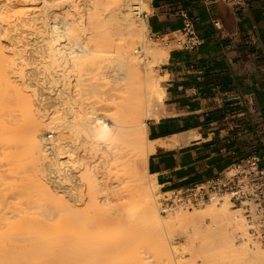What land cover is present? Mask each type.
<instances>
[{
	"label": "bare ground",
	"instance_id": "bare-ground-1",
	"mask_svg": "<svg viewBox=\"0 0 264 264\" xmlns=\"http://www.w3.org/2000/svg\"><path fill=\"white\" fill-rule=\"evenodd\" d=\"M146 8V2L130 0H0V142L14 133L20 140L13 152L24 149L33 160L47 152L52 160L47 165L49 185L40 181L36 185L50 193L47 201L52 192L68 196L53 198L54 207L43 195L36 196L40 200L26 197L37 203H30L38 208L31 209L36 216L23 212L30 210L25 199L27 208L13 205L22 211H3L10 216L1 211L0 264H69L76 255L82 260L87 256L82 264H109L115 255L131 253V240L106 236L110 227L123 222L119 207L105 211L120 190L128 206L139 207L146 225L159 233L163 228L176 230L187 243H198L215 228L228 249L220 250L228 251V257L238 256V261L221 264H264V247L247 237L241 211L230 210L226 198L219 206L211 203L190 212L178 208L162 217L154 201L155 180L149 176L148 183L139 176L138 163L147 173L149 154L157 146H168L151 142L146 135L145 120L156 118L155 108L164 96V77L154 76L151 65L168 56L164 50L151 52L145 43L148 27L139 14ZM2 37L9 41L2 45ZM20 42L30 49L17 52L18 58L9 57L7 50ZM49 130L57 135L54 141L44 138ZM83 182L89 189L87 207L74 209L80 200L70 186ZM90 189L104 193L103 201H96ZM11 230L21 237L11 239L7 236ZM1 231L10 239L5 241ZM159 236L162 255L169 260L176 251ZM213 245L207 246L214 249ZM98 257L102 260L97 262Z\"/></svg>",
	"mask_w": 264,
	"mask_h": 264
},
{
	"label": "crops",
	"instance_id": "crops-1",
	"mask_svg": "<svg viewBox=\"0 0 264 264\" xmlns=\"http://www.w3.org/2000/svg\"><path fill=\"white\" fill-rule=\"evenodd\" d=\"M145 2L149 11L142 16L152 36L171 37L186 14L201 40L193 50L171 48L159 67L164 96L146 135L168 146L149 154L146 169L160 193L208 179L248 156L264 168V0L239 7Z\"/></svg>",
	"mask_w": 264,
	"mask_h": 264
},
{
	"label": "rangeland",
	"instance_id": "rangeland-1",
	"mask_svg": "<svg viewBox=\"0 0 264 264\" xmlns=\"http://www.w3.org/2000/svg\"><path fill=\"white\" fill-rule=\"evenodd\" d=\"M123 1L127 2L129 0H127V1L123 0ZM139 1L145 2V0H139ZM130 2H131V0H130ZM147 10H148V8H146L145 10L143 9L140 12L143 13L144 11H147ZM124 11H125V8H124ZM140 18L143 19L142 14H140ZM8 41H9V39L7 37L1 38L2 45ZM145 43H146V45H149L150 47H152V48H150L151 52L152 51L155 52L157 50H164L166 52H169V50L171 49V47L164 46V44L159 39H157L156 36H152L150 34L149 30L147 31L146 36H145ZM21 44H22L21 42L17 43L16 46H18V47H16V46L12 47L11 46L10 48H12V49L7 50L8 51L7 54L9 55V57H11L13 59L18 58L19 56H18L17 52H21L25 49H30L27 46L22 47ZM13 59H10V60H13ZM163 62L164 61L152 63V65H151L152 66V73L154 76L155 75H156V77L161 76V74L159 72V67L161 66V64ZM22 88L25 89L26 87L22 86ZM159 104H158V106H159ZM158 106L155 108V113L157 112ZM10 109H13L15 113H18L15 111V109L13 107ZM11 112L13 113L12 110H11ZM11 112H8V114ZM147 120H145V123L147 122ZM9 135L11 136V137H8L10 140H8V138H6L7 139V141H6V139L4 138L5 141L3 140L2 142H0V200L3 201V202L0 201V212L6 211L8 208H10L8 210H11L12 208H14L15 210H18V209L21 210L20 208L16 209L15 206H13V205H16V207H20V206L22 207V205H25L27 208L26 202H28V201H27L26 197H28V198L30 197L29 199H31V197L34 198L36 196L41 198V195H43L45 198L46 197L45 195L50 194V193L46 192L45 190L44 191L46 193H44L43 189L42 188L38 189L39 186L37 187L38 184L36 185V183H39V181L44 182L47 185H49L48 184L49 180H48L47 165L49 164V160H50V163L52 162V160L50 159V156L48 155V153L47 152H41V153H38L40 155L39 156L40 158H38L37 157L38 154H36V155H34V157L36 158L35 160L30 159V158L28 159L27 154H26V150H24V149L18 148L19 151L17 150L16 152H13L15 150L13 148L15 146L14 144H16V141L18 142L20 140V136L17 134L14 135V133L12 135L11 134H9ZM49 136H52V137L48 138ZM56 136H57L56 133H53L50 130L46 131L44 134V138L46 139V141H51V140L54 141V138L56 139ZM7 142L9 144H7ZM1 143L3 144L2 147L4 146V148L1 147ZM10 150H12L13 153H18V154H16V155L12 154L13 155V158H12L11 157L12 155L10 154L12 152ZM24 151H25V153H24ZM24 155H26V157H25L26 159L25 158L23 159ZM41 157H42V159H41ZM30 160L31 161L33 160V161L30 163ZM32 165H34L35 167ZM36 166H37V168H36ZM141 166H142L141 163H138V170L140 172L139 176L141 178H143V180H145L146 182L151 183L152 181L149 179V175H147V173L145 172V170ZM81 171L82 170H80V171L75 170V172L77 174L80 173ZM34 175L37 179L34 177ZM23 185H25L26 187H23ZM34 186H36V187H34ZM29 187H32V188H29ZM70 187L72 188V189L70 188L72 190V194H74V196H76V197L78 196L77 198L80 200L79 202H77L75 204L77 207L75 206L74 209H78V210L79 209L81 210L84 208L86 209L87 203H88L87 201L89 200V189L87 188L88 186H86V183L84 184V182H83L78 187H72V186H70ZM32 189H34L35 191ZM90 190H91L90 192H93V194L91 193L92 195L90 194L92 197L94 194L97 195L98 199L96 201H99L100 199L102 200L105 197L104 193L101 194V192L95 191L93 189H90ZM54 193L52 192V195H50L52 197H49L50 200H48L49 201L48 204H47L48 198L46 197V199H45V202L47 201L46 204L48 206L56 203V200H54L53 198L59 197V196L61 198V195L63 196L62 192H56L55 194ZM117 193H118V195L120 194L119 198L114 199V197H113L114 200H112V199H111L112 201L110 200V202L107 204L108 207L106 205H104V206H106V208L102 206V209L105 208V211L110 212L109 210H107L108 208H111L110 210L112 211V209H114L115 207L116 208L119 207V209L118 208L117 209H118L119 213L121 214V217L123 218V219L121 218V221H123V222H122V224H119V225L116 224V225H113L112 227H110L106 232V236L108 239H114L116 237L117 238L119 237V238H124L128 241L131 240V241H129V243H130L131 247L133 248V251L131 253H129L130 251L124 252L121 255L119 254V256L115 255V257L113 258L114 261L111 259L112 263L109 262V264L110 263L113 264L114 262H115V264H118V263H116L118 261H119V264H221L222 261L224 263V262H226L227 259H228L227 261H233V262H235L236 260L238 261V259H237L238 256L236 253H230L229 255L232 257H230V256L228 257L227 253H229V252L223 251L225 246H224L223 242H221L220 239H218L220 237V235L218 234V230L216 232L215 228L210 229V233H209L207 239L206 238H203V240L201 239L202 243H201V241H199L198 243H187L185 238L183 237V235H181L179 233V231L178 232L176 230L172 231L171 229L168 230V228H167V231H165L166 228L165 229L163 228L164 230L162 229L159 233V231L157 229H156L157 230L156 231L155 228L149 226L148 224L146 225V222L143 220V216H142L141 210H139V207L136 209V207L134 205H133V207L130 206L131 208L128 206L131 204H130V202L127 204V202L125 200L126 194L123 190H120V191L116 192L115 194H117ZM153 194H154V199H155L154 201H156V207H157L158 213L162 217H166V215H163L160 213V199L162 197V194L160 193L159 188L156 185L153 186ZM96 195H94L95 199H96ZM98 196H100V197H98ZM101 196H102V198H101ZM38 197H36L37 200H40ZM80 197H81V199H80ZM36 198H35V200H36ZM63 198L68 200V196H66V195H64L62 197V199ZM24 199L26 200V202ZM42 199H43V197H42ZM17 201L19 202L20 205L19 204L17 205ZM33 201H34V199H33ZM33 201H32V203L30 202V200L28 202V206L30 205L28 207V209H30V210L23 209V212L30 211V216H36V214L31 215V212H32V214L35 213V211L33 213V210L38 211V208L35 205L32 206L33 203H36L35 201L34 202ZM21 202H24L25 204L21 203ZM125 202H126V204H125ZM72 204H73V202H72ZM208 204H211V203H207V204H204L200 207L193 208L194 210L193 209H189V210L186 209L185 211L186 212H188V211L190 212L192 210L196 211L198 209L203 208V206L208 205ZM212 204H214V203H212ZM219 205H220L219 203H215L214 206H219ZM48 206H46V207H48ZM14 209H13V211L11 210L12 213L15 212ZM31 209H33V210L31 211ZM179 209L184 211V209H182V208H179ZM229 209L235 210L236 208L232 207L229 204ZM8 210L6 212H11ZM19 210L16 211L15 213L20 212ZM39 210H40V208H39ZM137 210H139V211H137ZM176 210H178V208ZM42 212L43 211H41V213ZM3 213H5V212H3ZM0 214H2V213H0ZM38 214L39 213H37V215ZM2 215H4V216L9 215L10 216L11 214L5 213ZM126 219H128V221ZM243 220H244V218H243ZM244 223H245V221H244ZM1 230H3V232L8 231L6 228H2ZM211 230H212V232H211ZM12 231L13 230H11L7 233H9V234L12 233L13 235H9V234L7 235V233H5V234L9 237L12 236V237H10L11 239H17L18 237H16V236L21 237L19 234L16 235L15 232L13 233ZM171 232H173V233H171ZM213 232L215 233V235ZM1 233H2V231H1ZM177 233H179V234H177ZM246 233H247V231H246ZM5 234L3 235V233H2L4 240L7 241L6 239L9 237L5 238V236H6ZM157 234L158 235L161 234V236H163V237L165 236L166 238L165 237L164 238L166 239V242H168L170 247L173 246L171 248H174V251H176L175 255H173V253H172V255L169 256V260L165 259V256L162 255L160 241L157 242V240H158ZM211 234L214 236L212 237ZM161 236H159V237H161ZM247 237L251 240V238L248 236V234H247ZM213 239H215V240H213ZM251 241H252V243H256L253 240H251ZM208 243L214 244L215 247H212L214 249H210L211 247L207 246ZM201 244L203 246H205V248L199 249L198 246H196V245H199V247H200ZM220 244H222V245H220ZM257 245L264 247V245L260 244L259 242H257ZM220 246H222V247H220ZM80 248H81V246H80ZM80 248H77V249L80 251L81 250ZM220 248H223V250L222 249L220 250ZM225 249H227V248H225ZM211 251H212V253H210ZM192 252H194V253H192ZM213 253H214V255H213L214 257L212 256ZM231 254H233V255H231ZM76 256L78 259L76 258ZM76 256L72 257L71 259H69L70 257L68 258L70 261L69 264H71L72 262H73L72 264H74L75 262L77 263V262H80V260H82L80 256L79 257H78V255H76ZM210 256L212 259L210 258ZM84 257L86 259L87 256H84ZM84 257H82V258H84ZM88 257H91V256H88ZM117 257H119V258H117ZM73 258H75L74 259L75 261L73 260ZM99 258L100 257L96 258L97 262L102 260V258H100V259ZM166 258H168V256H166ZM85 259L82 260L81 263H77V264L86 263L88 261V258L86 259L87 261ZM92 259L89 258V260H92ZM212 261L214 263H212ZM98 263L100 264L101 261ZM67 264H68V262H67ZM102 264H103V261H102ZM107 264H108V262H107Z\"/></svg>",
	"mask_w": 264,
	"mask_h": 264
},
{
	"label": "built area",
	"instance_id": "built-area-1",
	"mask_svg": "<svg viewBox=\"0 0 264 264\" xmlns=\"http://www.w3.org/2000/svg\"><path fill=\"white\" fill-rule=\"evenodd\" d=\"M201 1L205 5L223 2L233 7L245 3V0ZM182 16L184 20L181 30L174 32L171 37L156 38L167 47L193 50L201 44V40L195 32L193 22L186 14ZM212 24L220 30L221 23L218 19H214ZM224 198L232 207L242 212L251 240L264 245V168L260 166L256 156L239 159L208 179L162 193L160 213L167 215L177 208L189 210L207 203H219Z\"/></svg>",
	"mask_w": 264,
	"mask_h": 264
}]
</instances>
